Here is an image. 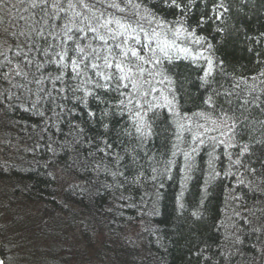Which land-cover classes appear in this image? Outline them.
Returning a JSON list of instances; mask_svg holds the SVG:
<instances>
[{"label": "trees", "instance_id": "trees-1", "mask_svg": "<svg viewBox=\"0 0 264 264\" xmlns=\"http://www.w3.org/2000/svg\"><path fill=\"white\" fill-rule=\"evenodd\" d=\"M30 2L0 0V255L5 264L10 258L12 264H68L70 259L72 264H103V258L104 264H261L264 167L258 162L257 142L264 140V114L250 108L252 115L242 121L248 126L232 138L224 122L233 123L229 117L238 113L213 111L203 101L214 91L240 93L232 95L234 104L253 96L264 100V0H191L184 14L161 0H133L125 9L140 16L155 13L151 25L142 23L149 32L155 28L164 33L161 41L174 39L168 29L183 24L213 47L201 48L183 37L176 40L179 46L223 61L211 84L201 86L203 60L196 63L171 51L169 62L157 50L160 68L168 70L173 87L177 80L182 84L181 116L166 107L155 109L153 134L143 143L127 109L123 117L114 118L113 126L131 135L109 137L98 119L85 114L86 106L81 105L85 111L73 107L75 98L63 101L45 79L43 87L57 97L53 103L47 92L27 82L32 73L38 79H43L41 72L56 74L50 65L40 71L26 66V58L17 55L43 59L29 53L30 40L19 35L32 24L20 19L34 18ZM221 2L229 10L216 20L222 9L213 8ZM200 20L207 22L197 27ZM159 21L165 22L163 28ZM141 43H149L143 34ZM150 43L156 48L155 40ZM140 54L150 56L147 49ZM144 67L152 70L150 64ZM21 71L27 80L17 75ZM242 78L246 83L234 87ZM155 86L162 91L147 99L162 104L167 82ZM124 91L132 93L131 85ZM132 98L137 99L134 94ZM213 99L223 103L221 97ZM178 119L185 124L183 131L177 128ZM197 133L203 143L192 139ZM244 144L250 151L239 155ZM184 152L189 153L187 160ZM134 227L138 240L127 236ZM94 247L104 253L92 257Z\"/></svg>", "mask_w": 264, "mask_h": 264}, {"label": "snow or ice", "instance_id": "snow-or-ice-1", "mask_svg": "<svg viewBox=\"0 0 264 264\" xmlns=\"http://www.w3.org/2000/svg\"><path fill=\"white\" fill-rule=\"evenodd\" d=\"M161 2L166 7L178 9L181 14L187 12L191 7V0L187 4L182 3L181 0H161ZM65 3L67 4L66 8ZM122 4L124 7L121 6ZM132 4L133 0H31L29 8L34 10V18L21 16L20 19L24 20L25 24L32 20V24L26 32H20L19 35L30 40V43L26 45L28 52H34L43 59H36L35 56L29 57L28 53H18L17 55L24 56L27 60L26 66H33L37 71L47 65L55 68V75L48 73L45 76L44 72H41L43 79H38L32 73L33 79L27 81L35 83L39 92H47V96L53 103L57 97H53L52 93L43 87L45 79L53 85L52 91L57 92L63 101L71 102L75 98L76 104L73 107L86 106L88 110L85 114L98 119L105 129L104 135L106 136L115 135L119 138L122 135H131L126 128L117 130L113 126L114 118L123 117L125 109H127L133 117L135 133L143 143L144 138L153 134L152 122L156 118L155 109L166 107L174 116H181L178 108L183 97L178 94L182 89V84L177 80L173 87L174 81L167 74L168 70L160 68L162 61L157 56V50L169 62H171V51L182 53L186 59H191L196 63L203 60L206 67L201 68L203 72V76L200 78L201 86L211 84L215 68L222 67L223 61H216L210 56L205 57L203 51L179 46L176 40L183 37L185 40L192 38L193 43L200 45L201 48L205 44H207V48L213 47L207 43L205 37L196 36L194 30L190 32L188 27L179 22L174 30L168 29L172 32L174 39L161 41L160 37L164 33L158 32L155 28L149 32L142 23L146 20L151 25L155 19V13L149 12L148 16H140L138 11L134 14L126 13L125 9ZM135 7L139 9V5H135ZM76 8L82 10L75 11ZM217 9H222V12L216 14V20H220L223 13L229 10L224 7L222 2L215 5L213 11L216 12ZM69 12H71V16L68 15ZM206 22L200 20L197 27ZM164 23V21H159L158 27L163 28ZM141 34L149 43H141ZM152 40H155L156 48L151 47ZM133 44L139 45L140 49L138 50ZM145 49L150 53L148 58L140 54ZM257 55L259 54L257 53ZM149 64L152 65L150 71L144 67ZM17 75H24L27 80V73L21 71ZM261 76H264V72L261 73ZM156 77H161V79L155 80ZM154 80L155 83L160 84L167 82L168 94L163 95L162 104L153 103L147 99L152 93L162 91L157 89L153 83ZM58 83L63 87L57 88ZM243 83L246 82L242 78L234 87H239ZM129 84L132 93L124 91L129 88ZM133 94L137 99L133 100ZM233 94L237 97L240 96V93L232 91L224 93L214 91L213 96L221 97L223 103H217L213 96H209L207 100L203 101V103L212 106L213 111L219 108L225 115L228 112L238 113V115L234 114L229 117L233 123L224 122V126L228 128L232 138L237 135L238 130L248 126L242 121H248L252 115L250 108L264 114V100H261L260 97L253 96L251 99H245L243 104H234L231 99ZM113 101H118V103H113ZM93 105H95V110L92 108ZM129 105H134V108H128ZM225 105L229 107L225 108ZM81 111H85V109L81 107ZM198 115L203 116L204 113H198ZM146 117L147 119H145ZM176 124L180 131L185 129L182 119H178ZM198 127L202 128L203 125H198ZM177 139H180L179 135H177ZM192 139L203 143L198 133L194 134ZM257 144L260 148L258 162L264 167V140L258 141ZM229 146H234V144ZM105 148L111 149L112 144L105 141ZM100 151H104V149H100ZM249 151V145L244 144L240 147L239 155H244ZM255 152L256 149H251L252 155H255ZM183 154L187 160L189 153L184 152ZM130 158L135 163L136 157L131 156ZM235 163L241 164V161L237 159ZM250 171H255V169H250ZM161 187H163L162 184ZM0 264H5L4 260H0Z\"/></svg>", "mask_w": 264, "mask_h": 264}, {"label": "rangeland", "instance_id": "rangeland-1", "mask_svg": "<svg viewBox=\"0 0 264 264\" xmlns=\"http://www.w3.org/2000/svg\"><path fill=\"white\" fill-rule=\"evenodd\" d=\"M127 236H128L129 239L138 240L139 229H138L137 227L132 228L131 230H129ZM4 242H5V241H4ZM6 242H7V241H6ZM70 251H71V250H70ZM70 251H69V257H72L71 254L74 255V254H75V250H73L72 253H71ZM89 252L92 254V257H95V256H97V255H99V254L104 253L102 250H99V249L96 248V247L92 248ZM263 254H264V251H263ZM9 258H10L9 255H7V260H8ZM120 258L122 259V257H120ZM120 258H118V259L113 258V259H114V260H117V261H115V262L118 263V261L120 260ZM262 258H263V256H262ZM13 259H14V258H10V260H9V264H12V260H13ZM261 261H262V260H261ZM13 262H15V261H13ZM104 263H105V262H104V258H103V264H104ZM68 264H72L71 259H70V261H69Z\"/></svg>", "mask_w": 264, "mask_h": 264}, {"label": "water", "instance_id": "water-1", "mask_svg": "<svg viewBox=\"0 0 264 264\" xmlns=\"http://www.w3.org/2000/svg\"><path fill=\"white\" fill-rule=\"evenodd\" d=\"M0 260H2L1 259V255H0ZM261 264H264V254H263V258H262Z\"/></svg>", "mask_w": 264, "mask_h": 264}]
</instances>
